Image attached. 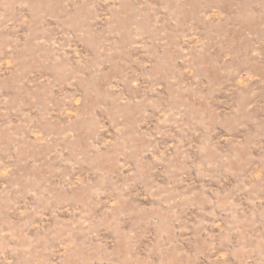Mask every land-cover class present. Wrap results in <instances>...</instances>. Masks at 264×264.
I'll list each match as a JSON object with an SVG mask.
<instances>
[{
	"label": "rangeland",
	"instance_id": "obj_1",
	"mask_svg": "<svg viewBox=\"0 0 264 264\" xmlns=\"http://www.w3.org/2000/svg\"><path fill=\"white\" fill-rule=\"evenodd\" d=\"M0 264H264V0H0Z\"/></svg>",
	"mask_w": 264,
	"mask_h": 264
}]
</instances>
